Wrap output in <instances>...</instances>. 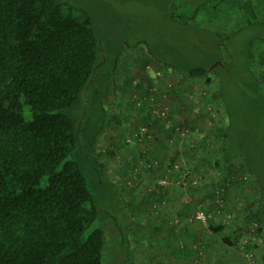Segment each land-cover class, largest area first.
<instances>
[{
  "label": "trees",
  "instance_id": "16d2710c",
  "mask_svg": "<svg viewBox=\"0 0 264 264\" xmlns=\"http://www.w3.org/2000/svg\"><path fill=\"white\" fill-rule=\"evenodd\" d=\"M218 1H198L193 6L183 0L185 14L175 12L173 0L158 6L161 5L167 17L184 21L185 25L194 23L207 7L211 10L228 6L229 1L238 6L246 17L245 27L255 30L244 46V59L235 71L231 68L235 60H226L221 52L224 39L216 37L211 41L217 46L218 54L206 51L209 58L204 61L188 59L187 62L183 57L176 63L171 56L178 54L177 43L160 38L152 46V41L141 40L145 41L147 51L163 62H160L163 69L169 67L182 77L204 78L206 84H211L213 75L219 77L220 99L227 122L218 124L215 130L218 133L212 137L215 151L222 158L211 162L225 180L241 164L256 178L260 188L258 171L264 156V74L257 71L256 65H264V20L257 18L252 7L254 0ZM241 31L242 28L229 35ZM102 43V33L95 28L91 17L83 10L75 11L66 0H0V264H112L108 254L113 250L106 251L109 241L106 242L104 230L91 229L100 211L96 198L89 190L80 163L71 157L76 148L83 146L84 137L88 142L87 159L95 157L91 152L98 133L105 126V117L102 116L100 127L94 131L89 125L79 128L63 111L76 104L87 106L96 99L105 114L103 99L109 92V78H116L117 55L112 45L105 51ZM156 51L164 56L157 55ZM217 61L223 65L211 68ZM149 63H152L149 59L143 61L139 74L143 72L142 76L151 80L146 73ZM244 73L248 77L242 81L240 76ZM147 83L149 87L152 85L148 80ZM136 88L140 89L137 98L134 89L129 90L131 100L136 98L131 105L144 108L143 124H147L154 117L148 101L143 99V86L136 84ZM235 97L238 100L231 103L230 99ZM211 101L204 96L205 106ZM202 188L205 189L204 184ZM227 191L228 188L220 194L224 197L223 209L225 202L227 205ZM212 192L214 197L219 196ZM258 196L250 200L247 210L239 209L238 217L251 216L264 221V195L260 192ZM208 222L215 232L226 228L213 219ZM118 236V245L122 247L126 241L122 230ZM257 245V240L249 239L243 250L255 255L253 248Z\"/></svg>",
  "mask_w": 264,
  "mask_h": 264
},
{
  "label": "crops",
  "instance_id": "0c3cea01",
  "mask_svg": "<svg viewBox=\"0 0 264 264\" xmlns=\"http://www.w3.org/2000/svg\"><path fill=\"white\" fill-rule=\"evenodd\" d=\"M114 53L121 63L117 64L115 61L116 78H109V92L103 99L104 106H106L105 112L113 105L119 108L114 99V95H117L116 101L124 104L121 107L122 111H120L123 112V117L128 115L130 120H136L137 123L133 121L130 129L121 136L108 130L109 127H106L105 124L96 137L95 145L96 143L99 145L97 153L100 155L99 161L102 163L104 171L116 176L118 189L123 194V200L134 210H137L138 215H136L135 220L138 227H133V229L139 234H143L147 243L141 247L137 246L134 251L136 262H146L147 264V260L142 259V253H147L152 258V260L149 259L148 264H250L243 250L246 240L250 239L248 237L250 222L245 217H238L237 213L242 207L248 209L254 192L260 193V191H256L258 185H256L254 178L250 179V181L254 180L250 185L248 183L236 184L229 188L226 197L227 205L225 202L224 206L226 208H220L222 205L217 203L218 200L212 192L215 186L214 178H216L217 167L206 159L205 153L196 155L187 142L168 143L166 137L170 132V123L161 122V125L160 122L157 123V119L153 118L148 121L147 125L155 134L151 141L137 143L132 135L133 129L143 125L146 117L144 108L141 110V105L139 108L136 105H134L135 107L131 105V101L135 102L136 98L128 99L131 87L136 91L133 84L138 85V77H141L139 85L146 89L148 87L147 80L152 83L155 82L154 85L158 87L159 95L164 101H178L174 104L175 107L171 116L173 123L181 122L187 127L199 126L202 131L210 132L211 130L213 135L217 134L218 132L215 130H217L219 121L215 120L211 125L206 117L202 116L205 113L208 114L203 103L204 97L201 100L202 105L199 106L201 110L199 115L191 111L193 109L190 108L193 106L181 105L188 100V97H191L188 90L198 89L201 80L204 78L182 77L176 75L169 67L163 69L161 67L163 62L160 61V63L149 52L146 59H141L140 54L136 53L124 54L118 51ZM148 59L152 61L154 67L158 66L162 69V77L154 78L153 71L148 72L151 80L143 77V72L139 74L143 61ZM123 72L128 75L122 74ZM195 91V94H200L199 90ZM111 103L112 105H110ZM128 112L132 115H129ZM117 114L116 121L120 124L122 119H119ZM128 122L125 120L121 126L127 127ZM210 134L212 133L210 132ZM128 139H132L129 141L130 143L127 142ZM114 146L115 148L117 146L116 150ZM96 147L97 145L92 150ZM143 151L148 153L147 159ZM118 152L121 156L118 155ZM93 154L92 151L91 155L93 156ZM214 155L215 159L222 158L219 151H214ZM152 161H159L160 165L151 166ZM173 161L183 163L184 166L191 168L196 175L200 173L204 179L205 189L184 186L180 176L168 169ZM146 166L155 170L154 174L149 175L145 180L142 178V169H145ZM157 166L160 169L156 168ZM132 167L137 171L134 174ZM157 170L160 173H155ZM165 174H168L170 181L167 185L160 186L158 181ZM200 207H205L209 212L215 213L216 218L213 220L216 221V224H225V230L215 232L209 228V222L189 221V214ZM255 208L258 209V207ZM262 222L259 224L262 226V223V229H264V221ZM257 241L258 245L253 248L255 258L257 264H264V230L258 232Z\"/></svg>",
  "mask_w": 264,
  "mask_h": 264
},
{
  "label": "rangeland",
  "instance_id": "374dc122",
  "mask_svg": "<svg viewBox=\"0 0 264 264\" xmlns=\"http://www.w3.org/2000/svg\"><path fill=\"white\" fill-rule=\"evenodd\" d=\"M66 1L75 7V11L83 10L91 17L95 28L100 30L102 33V49H105L106 51L107 46L112 45V47L115 49V52L118 51L124 54H127L128 52L136 53L138 55L140 54L139 56L141 57V59H146L148 56L147 45L145 41L141 40V38L148 39L150 43L152 41V46L155 45V39L156 41H158L160 38H166V41H169L170 43H177L176 52L178 54H173L171 56V58L176 63L180 62L183 57L187 60V62L189 60L196 62L199 60L204 61L205 59L209 58V55L206 56V51H212L211 53H214V55L218 54L217 46L211 43L212 39L217 37V39H224V45L222 44L221 52L226 57V60H235V66L231 65L232 70L235 71L236 68L238 69L241 61L244 59V46L247 40L254 34L253 30H255L253 27H245L247 23L246 17L242 13V11L237 8L238 6H236L232 1H229L228 6L221 5L216 9L211 10H208V7L206 8L207 10L203 9L204 11L196 17V21L194 23L192 22L191 25H185L184 21H173L164 14L160 6L162 4H166L168 0ZM182 1L183 0H173L174 8L176 10L175 12L177 14H185L187 11V8L185 6L186 4H182ZM184 1H188L189 4L195 6L197 5L198 1L203 0ZM214 1L216 3L219 2L218 0ZM158 3H160L161 5L158 6ZM252 7L255 9L254 11L257 18L264 20V0H254ZM240 28H242V31L239 34L232 36L229 35L231 32H234L235 30ZM210 33L217 35L211 36ZM226 36H230L229 39H227ZM262 49H264V46H262ZM156 54L159 56H164L163 53H160L159 51H156ZM167 58L168 57H166V60ZM116 62L117 64L121 63L119 58L116 59ZM256 69L260 74H264V65L257 64ZM122 74L128 75L125 72H123ZM246 77L248 76L244 73L242 76H240V80L243 81L246 79ZM212 78L213 80L211 84H206L205 80H201V85L198 86L200 89L198 88L188 90L190 91V93H193L194 96L188 97V100L186 102H183L181 105H185V107L193 106L192 108H190L193 109L191 111L199 115L201 114V110L199 107L200 105H202L201 100L204 96L210 97L212 99L210 105L205 106L208 114L205 113L202 116L206 117L207 119V116H209L210 113L209 111H211V109H214L216 111L215 113H218L216 117L219 121V125H221L223 122H227V115L220 99L219 77L217 75H213ZM133 85L136 88V84L134 83ZM180 85H183V83H180ZM132 88L133 87H131V89ZM195 90H199L200 94H195ZM204 92H206V94L203 95ZM214 94L216 95L213 96ZM110 95H112V93H110ZM236 98L237 97L231 98V103L236 102L238 100ZM114 99L115 103L119 105V108L113 105L112 108L107 109L105 114L100 108L102 104H100L99 101H96V99L91 100L87 106H79V104H76L72 107L65 108L63 111L73 119V121L79 128L84 127V125H89L90 128H94V131H97L100 127V122L103 116L105 117L106 127H109L108 130H111V132L114 133L116 132L121 136L123 135V133H125V131L130 129L132 125L131 123L133 121H135L134 123L137 122L136 120H130V117L128 115L123 117L124 114L120 111H122L121 107H123L124 104L118 103L116 101V99H118L117 95H114ZM128 99L131 100L130 97H128ZM243 100L245 101L246 99L243 98ZM246 102H248V100H246ZM168 103H170L171 105L178 103V101H168ZM110 105H112V103ZM84 109H86V112L84 111ZM128 113L129 115H132V113ZM116 114L118 115L119 119H122L120 121V124H118L116 121ZM125 120L127 122L130 121L127 123L128 128L125 125H123L125 127L121 126ZM156 121L157 123L160 122V124L162 125L161 120L157 119ZM82 142L83 146L81 148H76L71 157L80 163L83 174L85 175V178L87 180L89 190L95 196L97 205L99 206V215L95 222L92 224L91 229L101 227L104 230L106 242L109 241L106 251L111 252L113 250L112 254H108L112 264H146V262H136V257L134 256V251L136 250L137 246L141 247L142 245H145L147 243L146 237L143 236V234H139L138 232L135 234L136 230L133 229V227H138L137 221L135 220L136 215H138L137 210H134L129 206L127 202L123 200V194L119 192L118 189L116 176H112L109 172L104 171L103 165L99 161L100 155L99 153H97L99 149L98 143H96L97 147L92 150L94 153L93 156L95 157H92V160H88V151L86 147L88 145V142L86 143L85 137L82 139ZM95 146H93V148ZM114 149L116 150L117 146L116 148L114 146ZM262 150L264 152V148ZM118 155L121 156L120 152H118ZM260 162L261 166L258 171V178L260 179L261 183L259 184L261 186L259 185L260 188L256 186L258 188V190L256 191H260L261 194L264 195L263 155L261 156ZM156 168H158V166ZM131 169L133 171V174L137 172L133 167ZM149 170V168L142 169L143 179L146 180L149 175L151 176L152 174H154L155 169H151L150 171ZM148 172L150 173L148 174ZM156 172H158V170L155 171V173ZM253 178L256 181V178L254 176H250V179ZM250 179L247 182L249 185L254 181H250ZM258 195V192H254V197L252 198V200L255 199ZM143 226L144 223L141 227L143 228ZM262 227L263 225L260 226L261 229ZM119 230H122L126 238L125 244L122 247H119L118 245ZM111 239H113L112 242L110 241ZM142 255V259L147 260V264L149 259L152 260L151 255H147V253H142ZM106 258L107 255L105 252V263Z\"/></svg>",
  "mask_w": 264,
  "mask_h": 264
},
{
  "label": "built area",
  "instance_id": "2783aa9c",
  "mask_svg": "<svg viewBox=\"0 0 264 264\" xmlns=\"http://www.w3.org/2000/svg\"><path fill=\"white\" fill-rule=\"evenodd\" d=\"M156 65V64H155ZM153 71V77L159 78L163 76L162 69L158 66L154 67L152 63L147 64L146 66V73ZM137 83V82H136ZM152 85L146 88H143V99L148 101V106L150 109V113L154 117V119H159L161 122H165L166 124H171L169 135H167L168 143H176V142H187L189 147L192 151L197 154L205 153V157L209 161L215 160V143L212 141L213 132L209 131H202L199 126H184L181 122L180 123H173L171 120L172 113L174 111V104H171L164 101L162 97L159 95V89L156 85ZM137 89V88H136ZM146 89V90H144ZM140 91V89H137ZM135 91V97L139 94V91ZM206 92L203 93V95ZM190 96H194L193 93ZM163 99V100H162ZM210 110V109H209ZM209 116H207L208 123L213 125V122L217 120V114L214 109L209 111ZM165 124V125H166ZM132 135L134 140L137 143H144L146 141H151L154 138V132L149 128L147 124H143L138 126L137 128L133 129ZM132 139H128L127 142L131 141ZM130 143V142H129ZM144 145V144H143ZM145 149V147H144ZM146 153V151H143ZM194 154V155H195ZM159 161H152L151 166H156ZM235 172L229 173L225 180L223 173L220 169L216 172L217 180L215 182V186L213 190L217 195H219L216 199L218 200L217 203L223 205L224 204V197L220 196L222 192H224L227 188H231L233 185L236 184H246L250 179V174L248 171L242 167L241 164L236 165ZM168 169L172 172H175L180 176V180L184 186H196L201 187L204 184L203 176L199 173L196 175L191 168L184 166L183 163L179 161H173L172 165L168 167ZM168 174L163 175L158 181L160 186H165L170 181ZM224 180L223 182H221ZM238 201V200H237ZM222 208V207H220ZM219 212V211H218ZM216 217L213 216L212 212H209L205 207H200L193 211L189 217V221H202L207 223L210 219H215ZM246 219V218H245ZM248 222H250L249 229H248V237L253 240H257L258 229L260 228L259 221L254 217L249 216ZM247 241V240H246ZM247 258L249 259L250 264H257L255 255L251 251H247L245 253Z\"/></svg>",
  "mask_w": 264,
  "mask_h": 264
},
{
  "label": "water",
  "instance_id": "95a60500",
  "mask_svg": "<svg viewBox=\"0 0 264 264\" xmlns=\"http://www.w3.org/2000/svg\"><path fill=\"white\" fill-rule=\"evenodd\" d=\"M218 64L223 65V62H222V61H217V62H215V63L212 65L211 68L216 67Z\"/></svg>",
  "mask_w": 264,
  "mask_h": 264
}]
</instances>
